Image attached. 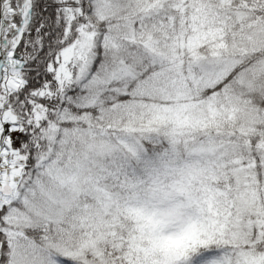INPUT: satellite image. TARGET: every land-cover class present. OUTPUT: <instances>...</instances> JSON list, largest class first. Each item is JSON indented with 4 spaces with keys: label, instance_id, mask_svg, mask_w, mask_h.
Masks as SVG:
<instances>
[{
    "label": "snow or ice",
    "instance_id": "obj_1",
    "mask_svg": "<svg viewBox=\"0 0 264 264\" xmlns=\"http://www.w3.org/2000/svg\"><path fill=\"white\" fill-rule=\"evenodd\" d=\"M0 264H264V0H0Z\"/></svg>",
    "mask_w": 264,
    "mask_h": 264
}]
</instances>
